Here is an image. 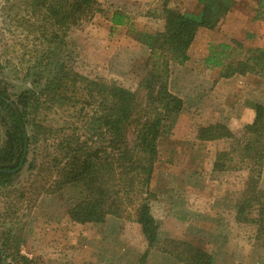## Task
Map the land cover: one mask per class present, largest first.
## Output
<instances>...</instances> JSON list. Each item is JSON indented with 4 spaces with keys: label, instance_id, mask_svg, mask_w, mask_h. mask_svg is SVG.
<instances>
[{
    "label": "rangeland",
    "instance_id": "obj_1",
    "mask_svg": "<svg viewBox=\"0 0 264 264\" xmlns=\"http://www.w3.org/2000/svg\"><path fill=\"white\" fill-rule=\"evenodd\" d=\"M165 1L104 0L102 12L68 33L67 54L56 51L51 57L47 49L55 48L49 46L48 39L54 29L32 13V0H0V90L13 101L33 90L44 103L48 96L40 92L48 83L47 77L36 85L32 74H27L34 66L55 63L61 57L66 64L72 60L75 72L93 81L137 88L146 77L150 55L142 33L164 29ZM176 1L183 10L185 5L192 9L187 12L198 13L201 8L199 0ZM116 12L129 17L131 31L127 26L121 32H111V18ZM253 12L259 15L257 9ZM148 14L155 16L150 18ZM262 31L245 39L241 48L225 43L237 49L232 53L233 61L246 60L244 56L259 37L264 43ZM194 60L195 68L174 67L170 78V90L186 104L173 132L159 142L160 154L151 184L161 200L155 209L160 224L158 244L149 248L134 217H109L103 224L84 225L71 220L69 210L79 200V190L60 186L59 168L53 163L54 157H59L54 145L62 140L58 133L48 144L45 137L31 143L21 172L0 189L1 261L193 264L198 251H205L213 256V264H264V235L258 224L237 219L248 181V172L240 167H248L249 162L241 165L235 160L228 163L229 170L216 169L218 157L229 151L232 142H205L199 138L203 129L216 125L228 126L239 137L246 125L253 124L255 105H264V75L249 73L224 79L220 76L223 69L206 68L202 57ZM35 72L33 69L31 73ZM52 105L41 107L38 121L54 130L66 127V137L73 136L75 127L80 129L79 134L90 136L89 118L94 110L83 113L81 104L75 109ZM9 127L0 109V137L4 135L0 155L7 148ZM262 164L260 187L264 191V161ZM145 253L147 258L142 262Z\"/></svg>",
    "mask_w": 264,
    "mask_h": 264
},
{
    "label": "trees",
    "instance_id": "obj_2",
    "mask_svg": "<svg viewBox=\"0 0 264 264\" xmlns=\"http://www.w3.org/2000/svg\"><path fill=\"white\" fill-rule=\"evenodd\" d=\"M103 1L32 0V13L54 29L48 44L55 51L47 49L48 55L52 57L56 51L67 54L65 38L68 33L102 12ZM178 3L165 1L162 31L142 33L150 55L146 77L137 88L93 81L76 73L72 60L66 64L61 57L55 63L34 66L27 74H32L36 85L47 77L48 83L40 92L48 96L44 103L33 90L26 91L16 101L0 90V109L10 125L6 131L7 148L0 155V189L21 172L18 169L31 143L45 137L44 142L48 144L54 134L60 133L62 140L54 145L59 157L53 159L61 175L60 186L79 190L80 197L69 210L71 220L84 225L103 224L109 217H134L149 248L158 244L160 224L155 209L161 200L152 191L151 184L160 154L159 142L173 132L175 121L186 104L170 90L173 68L187 64L188 52L198 31L218 28L234 4L233 0H199L201 11L195 14L183 10ZM111 23L112 33L118 27L129 26V31L132 30L127 15L116 12ZM232 43L237 48L242 47L240 43ZM236 51L230 44L211 45L205 66L223 69L220 76L224 79L249 73L264 75V49H250L244 56L246 60L233 61L232 53ZM230 58L232 61L227 65ZM33 69L35 73H31ZM47 104L70 105V109L81 104L83 113L87 109L94 110L89 118L90 136L84 137L75 127L73 136L66 137V127L54 130L43 125L37 120V113ZM255 110L253 124L246 125L239 137L228 126L216 125L203 129L199 138L205 142H232L229 151L218 157L220 163H216V169L229 170L228 163L235 160L241 165L249 162L248 167H240L248 172V181L237 208V219L256 222L264 235V191L260 187L264 161V105H255ZM253 214H256L254 219ZM147 255L145 253L140 261L144 262ZM213 262V256L205 251H198L193 260V264ZM0 264L11 263L0 260Z\"/></svg>",
    "mask_w": 264,
    "mask_h": 264
},
{
    "label": "crops",
    "instance_id": "obj_3",
    "mask_svg": "<svg viewBox=\"0 0 264 264\" xmlns=\"http://www.w3.org/2000/svg\"><path fill=\"white\" fill-rule=\"evenodd\" d=\"M234 4L230 12L226 16L222 24L215 30L200 29L196 36L194 43L192 44L188 55L189 61L185 66L176 67L175 70H187L188 68H195V58L205 60L209 53L210 44L216 43H244L245 39L251 37L254 38L255 35L263 33L264 29V0H233ZM186 10H192L185 5ZM259 11L253 12L255 10ZM201 11V8L199 12ZM198 12V13H199ZM191 13H196L195 11ZM118 32L123 30V27L116 28ZM258 38V37H257ZM264 39V38H262ZM253 49H263L264 43L260 37L252 43ZM207 68V67H206ZM185 72V71H184ZM1 140L4 138L3 133H1Z\"/></svg>",
    "mask_w": 264,
    "mask_h": 264
},
{
    "label": "water",
    "instance_id": "obj_4",
    "mask_svg": "<svg viewBox=\"0 0 264 264\" xmlns=\"http://www.w3.org/2000/svg\"><path fill=\"white\" fill-rule=\"evenodd\" d=\"M26 153H27V149L25 150L24 159H23V161H22V163H21V165H20V167H19L18 170H21L22 167H23V165H24V161H25V159H26ZM4 172H6V171H4Z\"/></svg>",
    "mask_w": 264,
    "mask_h": 264
}]
</instances>
